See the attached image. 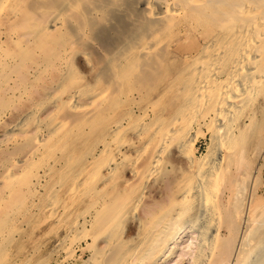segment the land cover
<instances>
[{
  "label": "bare ground",
  "instance_id": "1",
  "mask_svg": "<svg viewBox=\"0 0 264 264\" xmlns=\"http://www.w3.org/2000/svg\"><path fill=\"white\" fill-rule=\"evenodd\" d=\"M84 1L52 11L37 45L48 52L40 56L44 61L0 51V81H15L12 103L0 104V264H55L35 258V215L59 232L51 250L59 264H160L188 232L198 239L193 264H224L241 219L246 228L234 264H256L264 252V234L258 239L254 226L257 207L264 222V203L255 193L262 171L252 175L243 206L249 160L236 142L264 107V0H102L85 8ZM8 4L17 6L0 0V12ZM130 4L151 31L116 37L105 58L92 63L81 41L96 40L95 21L108 8L123 12ZM166 29L181 34L165 42L160 33ZM56 33L68 40L54 41ZM24 35L17 33V40ZM165 49L176 71L159 85L157 95L170 97L159 108L149 92ZM78 57L88 61L91 80L79 78ZM26 62L33 65L24 73ZM55 71L60 76L44 90L43 102L1 125L15 103L32 98L37 82ZM129 81L135 85L126 87ZM46 103L51 111L43 115ZM203 126L210 140L198 156ZM233 155L239 177L226 181ZM177 162L182 167L166 190L167 203L154 200L142 216H132L145 186L162 188V172ZM129 218L134 232L123 236Z\"/></svg>",
  "mask_w": 264,
  "mask_h": 264
},
{
  "label": "rangeland",
  "instance_id": "2",
  "mask_svg": "<svg viewBox=\"0 0 264 264\" xmlns=\"http://www.w3.org/2000/svg\"><path fill=\"white\" fill-rule=\"evenodd\" d=\"M70 1L71 0H16L17 6H12L9 4L3 6L0 12V51L6 50L8 52H12L15 54L16 57H18L21 60L22 59L25 60V58L30 57L34 61L37 59L40 62L44 61V59L41 58L40 56L42 54H47L48 52L42 53V51L37 47L38 40L46 36V34L43 32V28L45 26L44 24H46V21L50 17L52 11L55 10L57 6L63 5ZM97 1L101 2L102 0H85L83 6L85 8L87 7L88 4H92L93 2L96 3ZM123 9L124 10L122 12V10L121 11L117 10L114 7L108 8L107 11L104 13L105 16L102 15L101 17H99L100 18L99 21L98 20L95 21L94 33L92 34V36L96 40H91V42H89L87 41L88 39L85 38L84 40L81 41L80 45H82L89 52L91 51L90 59L92 63L101 61L103 60V58H105L104 55L106 52L104 49L108 50L111 48V45L114 46L116 44V42H114L116 37L119 38L120 36H125V35L126 36L129 35V37L133 35L135 37L136 36L140 37L143 34H144L143 36H145L146 33H149L151 31L148 28L150 26L147 23L145 24V22H147L146 16L143 14H138L140 16H137V14L134 12V5L132 6V4H130L129 7L127 8L125 7ZM79 19L80 22H82L80 17ZM140 22H144V23L141 24ZM17 33H25V35L22 37V39L25 40L24 41L17 40L16 38ZM66 34L56 33L54 37V41L57 40L59 43L60 42L63 43L66 39L68 40V36ZM180 34L181 33L178 32V30L176 29H168V30L166 29L164 32L160 33V36L165 38L166 40L165 42L167 41L171 42L175 39L177 35ZM166 49L164 53V58H165V61L163 62L164 66L157 69L159 72V77L158 78L156 77L154 82H152L153 83L152 87L151 84H146L144 87V88L151 87L152 90L149 92V99H153L155 102H157V107L159 108L170 102V97L168 95L165 94L157 95V90L159 88V85L161 84V82L165 81L167 77L166 75H168V73L173 74L176 71V64L172 60L171 50H168L167 52ZM87 64L88 61H86L82 57H78L75 61L76 71L80 73L79 78L81 79L82 82L92 79L91 73L89 72L90 68L89 65ZM32 65L33 63L30 64L26 62L24 70L22 67L23 72L25 73L27 69L31 70ZM7 70L8 69L6 67H3V71H7ZM18 71H20V67L18 68ZM27 72L28 74H26V79H29L30 73L29 71ZM13 75L16 76L15 72L13 73ZM59 76H60L59 72L55 71L52 73L51 77L46 78L47 80L41 79L39 81L40 83L37 82L38 84H36L32 90V94H31L32 98H30L28 101L25 100L17 101L18 104L15 103V105L11 108V110L6 114L1 125L7 124V122H9L12 118L16 116L18 111L23 112L27 110L29 106H32L34 103L43 102L44 90L49 89L51 83L54 82V80L57 81ZM29 81H31V79H29ZM14 82L15 81L13 80L0 81V104L7 105L9 103H12L11 86L13 84L15 85ZM133 84L135 85V82L129 81L126 87H132ZM171 102H173V99ZM24 103L26 104V109L25 106L23 107ZM43 109H45L43 110L45 111L43 115H46L48 112L51 111V107L47 103L46 105L44 104ZM254 113L255 114L251 119V121L248 122L244 130L242 129V131L240 132L242 134H240L239 137L237 138L236 144H238L239 149H241L242 151V154L249 160L248 171L250 173V177L245 180L244 186H246L247 189L243 190V194H242L243 201L245 200L244 199L245 196L249 198L251 193L250 184L252 180V175L256 176L257 174H259L258 169L260 168L262 171L260 174L262 182L257 187L255 193L258 196V198L261 199L262 203H264V161H263L264 107H258ZM201 129H202V133L199 134L198 138L196 139V155L198 156H201V154L204 153L206 145L210 140V133L208 132L207 127L203 126ZM234 158L235 156L233 155V157L229 161L230 165L228 166V170L225 175L226 181L228 180L230 181L236 175L237 176L239 175L240 170L236 169L237 167L235 165ZM181 167H182L181 162L180 163L177 162L173 170L169 168L166 171L162 172L161 178L163 181L159 180L162 183V186L164 185L162 188L160 187L159 184H151V183L147 184L145 186V193L141 197V200L139 201V205L137 209L132 213V216L134 215L142 216L144 214L143 212L146 206L153 205L155 201L158 202L159 204L165 205L167 203L166 190L169 189L168 187L173 181L172 178L178 172H180L179 170L181 169ZM247 201L248 199H246L243 202V206ZM260 211H261L260 208L257 207L256 214L258 220L256 221L254 226L257 229L256 234L258 239L264 234V222L262 223V218L259 217ZM130 219L132 220V218H129L125 223L124 228L121 229L123 236L131 235L134 232L133 221H131ZM31 220L36 224H39V227L38 228L36 227L34 229L36 234H40L38 238V245L35 253V258H39L40 260L45 259L46 261L51 260L50 262L59 264L55 262L54 255L51 256V250L54 244H56L57 233L59 232L54 233L55 230H51L52 228L51 221L49 219L47 220L44 219L43 216L35 215L32 216ZM244 228H246V225L244 224V219L243 220L241 219L236 224V230L238 231V233L237 236L232 241V248L230 255L224 264H234L235 262H237L235 250L238 247L237 244H239L238 235L240 236L242 234L241 232L244 231ZM188 229L189 228H187V232ZM186 234L187 236L184 237L183 241L178 246L179 247L178 251L174 253L171 256V258H169L166 262L163 263L160 262V264H193L192 262L193 257L195 256L197 250L196 244L198 243V239L196 235L197 233L188 232ZM15 244H17L16 240L12 242V245ZM186 252H191V255L190 256L185 255ZM87 255L88 253L85 254V256ZM79 263L80 262L72 263L70 261H67V262H62L61 264H79ZM246 263L247 261L246 262L243 261L240 264H246ZM256 264H264V252L262 254V258Z\"/></svg>",
  "mask_w": 264,
  "mask_h": 264
}]
</instances>
